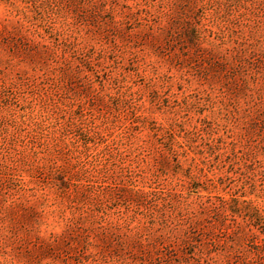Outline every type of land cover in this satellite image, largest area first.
I'll return each mask as SVG.
<instances>
[{
    "label": "rangeland",
    "instance_id": "374dc122",
    "mask_svg": "<svg viewBox=\"0 0 264 264\" xmlns=\"http://www.w3.org/2000/svg\"><path fill=\"white\" fill-rule=\"evenodd\" d=\"M260 165L264 0H0V264H264Z\"/></svg>",
    "mask_w": 264,
    "mask_h": 264
},
{
    "label": "trees",
    "instance_id": "16d2710c",
    "mask_svg": "<svg viewBox=\"0 0 264 264\" xmlns=\"http://www.w3.org/2000/svg\"><path fill=\"white\" fill-rule=\"evenodd\" d=\"M259 172L264 174V165L259 166ZM226 201H228L229 210L232 214L248 220L255 230L264 233V212L255 204L254 198H245L243 194L229 199L226 198Z\"/></svg>",
    "mask_w": 264,
    "mask_h": 264
}]
</instances>
